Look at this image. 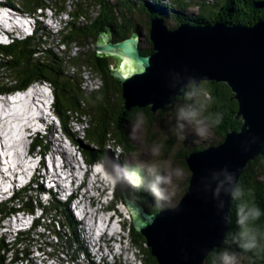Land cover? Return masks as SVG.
Returning a JSON list of instances; mask_svg holds the SVG:
<instances>
[{
  "label": "trees",
  "instance_id": "16d2710c",
  "mask_svg": "<svg viewBox=\"0 0 264 264\" xmlns=\"http://www.w3.org/2000/svg\"><path fill=\"white\" fill-rule=\"evenodd\" d=\"M70 3L73 8L68 12L71 21L65 28L59 30V37L56 39L60 46L69 49V46L74 45L79 50H76L74 54H67L66 49L65 53L58 54L47 49L45 47L47 42L42 38L47 36V32L45 33L44 28L39 24L29 35L21 36L20 39L12 38L8 44L0 43V70L2 71V74L0 73V97L25 91L35 83L48 84L52 98V111L61 123L64 132L68 134L66 126L70 120L85 121L86 127L81 138L87 146L80 148L85 163L88 165L103 163L102 160L105 159V154H108L110 148L114 151L115 147H118L122 151L121 155L123 153L129 155L135 151L126 127L137 121L144 124L148 144L156 145L162 158H170L169 155H171V160L185 169H187L185 160L189 154L218 146L228 131L240 128L241 121L235 120L238 106L233 99V93L225 83L215 81H202L197 85H190L185 89L183 97L178 98L172 106L154 113L149 107L143 109L133 107L127 110L121 95L122 90L111 75V69L118 65L113 66L114 57L99 56L94 50V44L98 35L107 29L113 41L126 39L133 33L139 35L142 29L138 25L139 18L136 16L161 19L169 29H174L180 24L250 26L257 21L264 20V0H210L209 2L168 0V3L163 5L159 1L151 2V0H71ZM13 5L28 15L36 16L37 12L44 10L59 15L66 13L69 1L16 0ZM96 7L100 9L98 17L88 24L80 21L81 18L89 21L90 12H94ZM150 46L151 43L145 35L140 53L142 55L152 53ZM84 72L91 77H98L100 85L91 89L83 88L81 74ZM181 110L191 115V122L181 118ZM166 114L172 117L175 127H179L183 121L194 125L197 121H202L203 126L213 133V138L205 140L179 128L178 134L175 135L173 132L163 142L159 141L153 128L161 123ZM182 133L185 135L179 138ZM70 138L73 143L76 142L73 137ZM89 145L93 149L89 148ZM37 147L41 151L46 147L39 137L34 139L31 149L35 151ZM122 160H120L121 163H123ZM128 169L132 172V177L136 178L132 189L126 188L125 194L129 199H135L148 213H159L173 208L178 203V199L164 202L159 197L163 184L157 182L156 177L162 176V169H149L145 173V170L137 164H131ZM188 177L182 188V196L187 190ZM236 185L240 187L244 195L239 199L232 197L230 199L228 230L225 234L226 243L224 242L220 248L209 254L207 259L211 258L215 264H221L223 255L238 254L250 264H264V250L257 253H245L237 243V234L240 232L237 225L238 209L242 204L255 205L260 208L262 215L255 224L264 231V162L261 157H256L248 163ZM24 194L21 191L18 192L13 205L23 206L24 211L33 212L35 207L32 199L28 198L25 201L27 198ZM108 204L109 210L115 206L112 200ZM58 205L54 206L55 209L52 205L48 212L52 213L54 210L56 216H64L65 226L71 227L72 225L74 228L72 218L67 215L65 204L58 203ZM8 206L10 203L0 205V219L3 215L18 210V208L8 209ZM36 209L44 210L47 217L46 207L38 205ZM36 225L43 227L44 224L37 222ZM30 233L33 231L23 232L18 236L17 240L20 242L18 246H22L21 250L10 247L9 243H5V240L0 238V264L30 262V260L27 261L28 250H23ZM130 236L134 248L141 252L143 264H157L146 246L145 239L132 227H130ZM68 238L66 237L65 241L61 240L65 246L61 247L63 249H58L63 255L68 254V250L65 249ZM73 242L78 248H82L76 237L73 238ZM70 262L73 261L70 260ZM212 262L208 263L213 264Z\"/></svg>",
  "mask_w": 264,
  "mask_h": 264
},
{
  "label": "water",
  "instance_id": "95a60500",
  "mask_svg": "<svg viewBox=\"0 0 264 264\" xmlns=\"http://www.w3.org/2000/svg\"><path fill=\"white\" fill-rule=\"evenodd\" d=\"M152 53L142 55L140 35L113 41L107 29L94 50L119 61L111 69L127 110L172 106L185 89L202 81L225 83L237 102L238 130L225 134L218 146L192 152L186 192L171 209L148 213L122 192L131 226L146 241L157 264H203L225 242L231 196L227 179L236 185L256 157L264 162V20L250 26L223 24L169 29L161 19L145 26ZM132 67L125 76L122 66Z\"/></svg>",
  "mask_w": 264,
  "mask_h": 264
},
{
  "label": "rangeland",
  "instance_id": "374dc122",
  "mask_svg": "<svg viewBox=\"0 0 264 264\" xmlns=\"http://www.w3.org/2000/svg\"><path fill=\"white\" fill-rule=\"evenodd\" d=\"M68 1L69 5L66 8V13H63L59 17L55 18L50 17L52 12L44 10L39 14H44L45 17L27 19V16H25V12L20 11L16 6L13 5L15 7L14 11L12 9L13 7L10 5V10L14 11L13 23H8L2 18L3 15L0 16V21L1 23H3V31L0 30V41L10 42L12 38L20 39L21 36H25L30 33V28L34 27L36 21L35 27L37 26V24H39L40 27L44 28L45 33L47 32V36L42 37L43 40L47 42V45L45 46L47 49H51L58 54L65 53L67 49V54H74L76 50L79 49L74 47V45L69 46V49L65 48L64 46H60L56 39L59 37V30L61 31V29L65 28L71 21V17L69 16L68 12L72 11L73 8L70 5L71 0ZM153 1H159L161 5L168 3V0H151V2ZM205 1L209 2L210 0ZM3 2L8 6L10 3H12L11 0H3ZM2 6L4 5L2 4ZM1 9L3 8H0V10ZM99 10L100 9L96 7L94 12H90L89 21H85L86 19L84 18H81L80 21L87 24L92 22L94 18L98 17ZM16 18L17 21L22 23L24 26H21V28H19L20 24H17L15 22ZM136 18H139L138 25L142 29V31L139 32V35H141L140 40L142 42L146 34L144 29H146L145 26H147V23H149L150 18L148 19V17L144 18L141 16H136ZM49 25H55L58 29L51 30ZM11 31L14 32L13 35H11V37L10 35H8L9 39L5 40L3 36L7 35L8 32ZM114 65H119V61L113 58V66ZM1 72L2 71L0 70V73ZM81 77L83 80L82 85L85 89L96 88L100 85V79H98V77H91V75L85 72L81 74ZM49 91L50 86H48V84L35 83L32 87L23 91V93L0 97V109H2V111H0V119H3L7 115L11 116L12 114L13 116L18 112H22V110L26 108L27 105H29L31 109L33 108V110L38 108V111L33 115V118H40V121L33 122V125L35 124L33 127H24L23 130L21 129V126L25 122V115L17 117V119H21L20 121H7L6 123V120H1L2 122H0V135L3 136L2 143L0 142V147L1 145L4 146V149H0V161L5 163L0 167V172L2 173V175H8V178L4 176V179H2L0 175V186L3 188V190H0V205L8 204L7 200L14 197V194H16L17 196L18 190H20L21 193H25L24 195L27 198L25 199V201H27L28 198H31L32 204L35 207L33 208V212L30 213L22 210H16L14 212H11L8 218H6L7 215H3L0 219V238L4 239L5 243H9L11 245L10 247L21 250L22 246H18L20 242H18L17 240L20 232L32 230L33 233H30V236L27 238L28 240L25 242V247H23V250L27 249L32 253L31 256H29L27 259V261L30 260V262L28 261L29 263L27 264H66L68 259H70L69 254L72 253V251H74L75 257H77L78 252H80L77 244L73 242V238H81L84 233V231H82V226L78 225L82 217L83 224L86 223L88 225V228H86L85 231L91 230L92 232L93 230V233L96 231L95 237L93 238L95 242H93V240H91L90 238H85L86 241L84 242V246L90 255L92 251H94L97 247H100V249L98 250L100 251L98 257L103 256V254L105 255L104 257H102L100 264H143V261L139 259L141 258V252L136 251L137 248L131 246V217L127 209H125L122 204V192H125L126 188L132 189L134 179L136 178L134 176V178L132 177V172L128 169V166H130L131 164H137L138 167H141L145 170V173H147L149 169H162V176H166L169 178V182L167 184L162 183L163 187L162 189H160L161 193L159 194V197L164 202H167L170 199L179 200L181 198L182 188L185 181L187 180V177L189 176V171H186L184 168L180 167L179 163L173 162V160H171V155H169L170 158H162L161 153H159L158 150L159 148L156 145L148 144L147 132L144 129V124L141 121H137L135 124L126 127L129 132L133 149H135V151H133L129 155L125 153L121 155L122 151L119 148L117 149V153L115 154V150L112 152L111 149H108V154H105L106 157L102 160L103 166H88L80 153V148H84L87 146L81 138V136L83 135V130L86 127V124L84 123L85 121L80 122L76 120H70L68 125L66 126V130L68 132L67 139L62 130L61 124H59V126L57 127V124L55 122L56 116L53 114L50 108L49 110H47V103L49 105L51 102V95ZM19 100H21L22 102H18ZM1 101H7V106L4 105V102ZM167 115L169 114L163 116L161 123L155 126V129L153 128V132L157 134L159 141L161 140V142H163V140L167 139V136L173 132L175 135L178 134L177 131L179 128L180 130H184L186 131V133H190L191 135H197L195 131V125L193 123L183 121L182 124L179 125V127H175V124H173L172 122V117H169ZM45 122L50 125V133L49 135L47 134V136V130L44 129L46 127L43 124ZM172 128H174V130H172ZM184 135L185 133H182L179 138L183 137ZM197 136H200L207 140L213 138V133L209 129H207L205 135ZM36 137H39L43 140V143L46 146L43 151H41L39 147H37L35 151L31 149V146ZM70 137H73L76 142L73 143ZM20 139L21 143H19L14 152L11 149L6 150L7 146H9L11 143H16V141H19ZM63 146H65L67 149H72L71 152L72 154H74V160H70V156H61V154L59 153L53 155L52 159L54 160L51 161L49 159V156L51 155L50 150L56 147L55 150L59 149L61 151ZM88 147L92 148L91 145H89ZM73 148H77L79 154L74 152L75 150ZM26 157H29L30 159H27ZM120 157L121 160L123 159V163L120 162ZM61 158L65 160L68 159V168L75 169L72 171L75 174L76 181L71 183V178H68L66 181H59V186L66 187L64 191H60L58 193L63 194L58 195L56 190L60 189L56 187L55 183L50 182L49 178H44L43 175L47 172L50 174L54 173V165H57V170L60 175L59 177L65 176L66 173L69 175L71 172L68 170V168H66L64 172L58 168V165L62 161ZM39 168L41 172L39 173V175H36ZM10 170L12 172L14 170L17 174V177L13 179ZM99 171H102V174L98 177L99 180L97 182L95 176L96 172ZM18 172H23V174L25 175H19ZM28 174L34 176H28ZM110 174H112L114 177V179L112 180L113 182L107 178L108 176L110 177ZM10 179L16 180L17 182L10 183ZM94 180L95 185H93ZM129 182L132 183V185H130ZM115 184L117 186H115ZM77 186H79V189L77 190L79 192V195L78 197H73L68 206L69 211L67 210L68 216L70 215V217L72 218V222L75 228L74 229L72 228V225L71 227L65 226L66 219H64V216L58 217L55 215L54 210L52 211V213H49L48 210L52 208V205L53 207L58 205L56 201L58 202L59 197H62L64 200L67 196L71 195L72 189H76ZM92 187L96 189H92ZM80 192H82V194L87 197L85 199L82 198L81 200L86 209L80 205ZM93 197H97V201ZM111 200L114 201L115 206L114 208L109 210V208L107 209V207H109L108 203ZM38 205L47 208V217L45 216L44 210L40 212L36 209ZM17 208L19 207L13 204H10V206H8V209ZM85 212H89L90 214H97L95 218H91V215H88V213ZM94 221H96V223ZM8 222L11 223V226L9 225L10 229H8L7 227ZM37 222L44 224L43 227L41 228L34 226V224ZM88 231H86V233H88ZM99 235L103 236L101 240H99ZM66 237H69L66 243L67 246L65 248L68 250V254L66 255L65 253V255H63L61 254L62 251H59L58 249H63L61 247L65 245L62 241H65ZM92 244H94V246ZM110 247L111 250L109 249ZM142 247L145 248L146 246ZM130 249L135 253L130 255ZM120 253L121 257L119 256ZM235 255L237 257L236 264H250L249 261H247L241 255ZM224 256L225 255L221 257V264H224V261L222 259ZM84 258L80 254L77 259H73L74 262H72V264H88V260L87 262H84ZM98 259L99 258L94 257L89 260V262L92 261L93 264L96 263ZM209 261L212 262L213 259H207L203 262V264H209ZM212 263L215 264L214 262ZM23 264H25V262H23Z\"/></svg>",
  "mask_w": 264,
  "mask_h": 264
},
{
  "label": "bare ground",
  "instance_id": "6f19581e",
  "mask_svg": "<svg viewBox=\"0 0 264 264\" xmlns=\"http://www.w3.org/2000/svg\"><path fill=\"white\" fill-rule=\"evenodd\" d=\"M2 4L4 5V6H2ZM0 8H3V9H1L0 10V16L1 15H3L2 16V18L4 19V20H6L8 23L9 22H12L13 23V15H14V11L13 10H10V4H9V6L7 5V4H5L4 2H3V0H0ZM76 17V16H75ZM105 17V16H104ZM124 21V20H123ZM125 23V22H124ZM2 24L3 23H1V21H0V30H2L3 31V28H2ZM130 25V24H129ZM12 29V28H11ZM122 69H123V74L125 75V76H127L133 69H132V67L129 65L128 67H126V66H122ZM132 69V70H131ZM177 101V100H176ZM1 102H4V105H6L7 106V101H1ZM18 102H22L21 100H19ZM31 104V103H30ZM1 105H3V104H1ZM169 108V107H168ZM175 110V109H174ZM0 111H2V109H0ZM37 111H38V108H36V109H34L33 110V108L31 109L30 108V106L29 105H27V107L26 108H24L23 110H22V112H18L16 115H13L12 116V114H11V116H5L3 119H0V122H2L1 120H6V123H7V121L9 122V121H15V120H18V121H20L21 119L19 118V119H17V117L18 116H23V115H25V122H24V124H22V126H21V129L23 130V128L24 127H28V128H30V127H33L34 125H33V122H35V121H40V118L39 117H36V118H33V115L35 114V113H37ZM9 120H8V119ZM44 125H45V127L46 128H44L45 130H47L46 132V136H47V134L49 135V133H50V131H49V127H50V125L49 124H47V122H45V123H43ZM78 124V123H77ZM155 129V128H154ZM36 131H39V130H36ZM13 138V137H12ZM2 140H3V136H1L0 135V142L2 143ZM19 143H21V139L19 140V141H16V143H11L9 146H7L6 147V150H8V149H11L13 152L16 150V148H17V146L19 145ZM4 144V143H3ZM51 144V143H50ZM4 149V146L3 145H1V147H0V149ZM49 148H51V147H49ZM56 148V147H55ZM55 148L54 149H51L50 150V152H51V155L49 156L50 158V160L52 161V160H54V159H52V157H53V155H55V154H61V156H70V160H74V154H72V152H71V150L72 149H67L65 146H63L62 147V149H61V151L59 150V149H57V150H55ZM75 151L74 152H76L77 154H79L78 153V150H77V148H73ZM111 149V148H110ZM117 149H118V147H115V151H114V154L115 153H117ZM59 150V151H58ZM62 151H64V152H62ZM111 151L113 152V150L111 149ZM62 152V153H61ZM2 153V152H1ZM49 153V152H48ZM106 157V156H105ZM256 159V158H255ZM61 162H60V164L58 165V168L59 169H61L63 172H64V170L66 169V168H68V165H69V161H68V159L67 160H65V159H62L61 158ZM68 161V162H67ZM2 161H0V167L2 166V164H3V162L1 163ZM52 163H54V162H52ZM96 164H98L97 166H103V163H100V162H97ZM9 170V169H8ZM68 170L71 172L69 175L66 173L65 174V176H63V177H59L60 175H59V173H58V170H57V165L55 166L54 165V173H52V174H50V173H45L44 175H43V177L44 178H49V180H50V182H53V183H55V185H56V187H58L60 190H56V192H57V194L60 192V191H64L65 190V187L66 186H59V184H58V182L59 181H66L68 178H71L70 180H71V183H73L74 181H76V177H75V174L73 173V171L72 170H75V169H73V168H68ZM1 171V170H0ZM11 171V170H10ZM41 172V170H40V168H39V170L37 171V174L36 175H39V173ZM102 171H99V172H96V181L98 182V177L102 174L101 173ZM5 173V172H4ZM11 174H12V176H13V179L15 178V177H17V174H16V172L13 170V172L11 171L10 172ZM20 172H18V174H19ZM0 175H1V178L2 179H4V176H6L7 178H8V175H2V173L0 172ZM20 175H22V176H24L25 174H23V172H21L20 173ZM66 175H68V176H66ZM5 177V178H6ZM36 177V176H35ZM0 178V179H1ZM110 181H112L113 179H114V177H113V175L112 174H110V177L108 176L107 177ZM13 179H10V183H15V182H17L16 180H13ZM107 180V179H106ZM1 181V180H0ZM6 181V180H5ZM4 182V181H3ZM9 182V181H8ZM95 182V180L93 181V183ZM108 182V181H107ZM113 182V181H112ZM1 183V182H0ZM93 185H95V183L93 184ZM130 185H132L131 183H130ZM115 186H117L116 184H115ZM94 187H92V189H93ZM62 189V190H61ZM79 189V186H77V188L75 189V188H73L72 189V196L74 197V196H76V197H78V195H79V192L77 191ZM94 189H96V188H94ZM0 190H3V188L0 186ZM124 192V191H123ZM48 193V192H47ZM125 193V192H124ZM80 194H81V197H79L80 198V205L83 207V208H85V206H84V204L82 203V198L83 199H85V198H87L84 194H82V192H80ZM107 195V194H106ZM88 196V195H87ZM94 198V197H93ZM96 201H97V197L96 198H94ZM129 199V198H128ZM76 201V200H75ZM57 202V201H56ZM77 202V201H76ZM37 203V202H36ZM91 203V202H90ZM55 204V203H54ZM72 204V203H71ZM77 204V203H76ZM57 205V204H56ZM75 206V205H74ZM38 207V206H37ZM50 207V206H49ZM72 207V206H71ZM55 208V207H54ZM66 210H68L69 211V208H68V206H66ZM101 208V207H100ZM86 209V208H85ZM96 209V208H95ZM106 209V208H105ZM107 209H108V207H107ZM51 210V209H50ZM81 210H83V209H81ZM87 211V210H86ZM95 212H97V211H95ZM85 213H88V215H91V218H95V216H96V214L95 213H89V212H85ZM79 214V213H78ZM68 215V214H67ZM81 215V214H80ZM86 215V214H85ZM87 215V216H88ZM77 217V216H76ZM82 218V217H81ZM95 223H96V221H94ZM11 226V223L10 222H8V229H10V226ZM92 226V225H91ZM86 228H88V225L86 224V223H84V225L82 224V231H84V233H83V235H82V237L81 238H79L78 237V239H79V244L82 246V248H79L80 249V252L79 253H82V254H84V249H85V246H84V242L86 241V239L87 238H90L91 240H93V238L95 237L94 236V233H93V230H92V232H91V230L90 231H88V230H86V231H88V233H86V231H85V229ZM101 230V229H100ZM102 231V230H101ZM91 232V233H90ZM115 235V234H114ZM114 235H113V237H114ZM94 236V237H93ZM111 236V235H110ZM109 236V237H110ZM86 238V239H85ZM106 242V241H105ZM107 242H108V240H107ZM93 243V242H92ZM226 243V242H225ZM84 246V247H83ZM108 248V247H107ZM100 249V247H98V249L97 250H99ZM110 250H111V247L109 248ZM23 251V250H22ZM96 254H99V253H97L96 252ZM86 255V256H85ZM85 255H84V257L86 258L87 256L89 257V255H87L86 253H85ZM105 255L103 254V257H104ZM23 260V259H22ZM254 264V263H253Z\"/></svg>",
  "mask_w": 264,
  "mask_h": 264
},
{
  "label": "clouds",
  "instance_id": "9594fccd",
  "mask_svg": "<svg viewBox=\"0 0 264 264\" xmlns=\"http://www.w3.org/2000/svg\"><path fill=\"white\" fill-rule=\"evenodd\" d=\"M181 118L189 120L191 122V115L186 114L181 110ZM195 131L197 135H205L207 132V127L203 126L202 121H197L195 123ZM157 182L167 184L169 178L166 176H157ZM227 185H229V190L227 193L233 199L241 198L244 193L238 185L233 184V178L231 176L227 179ZM262 213L259 207L252 205L242 204L238 209L237 225L240 228V232L237 234L238 246L245 253H257L264 250V231L256 226L255 222L259 220ZM133 247V245H131ZM134 254L135 252L130 249ZM137 251V250H136ZM142 261V258H139ZM224 264H236L237 257L233 255H225L223 258Z\"/></svg>",
  "mask_w": 264,
  "mask_h": 264
}]
</instances>
